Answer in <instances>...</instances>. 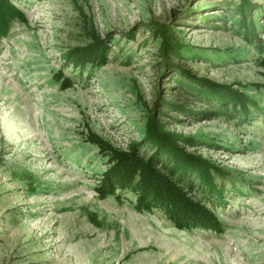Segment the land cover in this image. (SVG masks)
<instances>
[{
	"label": "rangeland",
	"instance_id": "1",
	"mask_svg": "<svg viewBox=\"0 0 264 264\" xmlns=\"http://www.w3.org/2000/svg\"><path fill=\"white\" fill-rule=\"evenodd\" d=\"M246 1H8L22 17L0 30V264H264V0ZM165 23L182 45L167 60ZM93 36L109 45L107 63L67 65ZM185 71L245 93L248 113H215L179 85ZM60 72L74 82L62 87ZM158 97L188 111L162 101L156 111ZM152 113L207 160L219 196L202 184L193 194L220 232L178 229L136 209L129 190L98 197L108 163L90 134L125 149Z\"/></svg>",
	"mask_w": 264,
	"mask_h": 264
},
{
	"label": "trees",
	"instance_id": "2",
	"mask_svg": "<svg viewBox=\"0 0 264 264\" xmlns=\"http://www.w3.org/2000/svg\"><path fill=\"white\" fill-rule=\"evenodd\" d=\"M8 1L0 0L2 32L7 29L8 20L22 17V13ZM251 10L250 3L244 2L239 24L243 27L246 37L255 34ZM248 19L251 28L247 24ZM173 32L166 23L157 29L161 37L160 52L164 60H167L168 54H182V45L177 42ZM108 51L109 45L103 39L93 36L90 43L69 49L63 58L67 65L83 70L90 66L89 69L93 70L107 63ZM56 79L61 80L62 87L74 82L70 77L63 78L62 73L56 75ZM177 81L188 92L217 109L215 113L232 117L239 115V119L243 118L242 112L248 113L249 99L237 89L206 78H197L186 71L180 74ZM158 98L154 106L156 111H159L157 106L160 101L181 111H188L184 104H174ZM176 137V134L164 129V124L154 113L147 118L143 136L138 141L130 142L125 149L113 147L98 135L90 134L88 140L96 145L108 163L95 187L97 195L100 199H105L118 190H129L135 195L136 209L147 212L158 210L178 229L200 228L220 232L221 224L214 208L195 198L193 194L202 184L206 187L204 191H212L215 192L214 195L219 196L207 160L184 150L177 143ZM145 148L149 149L148 153H144Z\"/></svg>",
	"mask_w": 264,
	"mask_h": 264
}]
</instances>
